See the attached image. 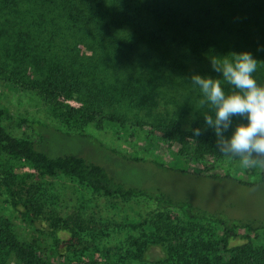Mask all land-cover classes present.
Returning a JSON list of instances; mask_svg holds the SVG:
<instances>
[{"label": "trees", "instance_id": "trees-1", "mask_svg": "<svg viewBox=\"0 0 264 264\" xmlns=\"http://www.w3.org/2000/svg\"><path fill=\"white\" fill-rule=\"evenodd\" d=\"M240 52L264 63V0H0V76L38 91L64 127L100 129L101 118L125 135L130 122L148 128L145 139L175 149L193 169L177 166L181 175L264 188V169H244L252 178L246 182L208 173L227 157L215 150L211 130L203 131L207 108L190 82L194 74L219 79L212 62ZM253 77L264 86V65ZM12 119L0 107V198L33 239L18 241L0 217V264H264V218L229 214L195 192L128 183L81 154L51 155L29 137L10 135L4 122ZM190 127L203 134L191 138ZM56 131L99 143L90 134ZM61 177L89 193L143 199L151 212L115 224L79 210L47 211L38 184ZM122 229L130 232L124 243L104 249L110 233Z\"/></svg>", "mask_w": 264, "mask_h": 264}, {"label": "rangeland", "instance_id": "rangeland-1", "mask_svg": "<svg viewBox=\"0 0 264 264\" xmlns=\"http://www.w3.org/2000/svg\"><path fill=\"white\" fill-rule=\"evenodd\" d=\"M69 104L74 107L79 106L74 101H69ZM0 107H6L13 117L11 121L4 122V127L10 135L17 138L29 137L36 142L39 149L51 155L81 154L102 162L112 172L110 174L113 177L128 183L145 186L159 184L166 190L195 192L200 202L213 203L217 205L216 208L223 209L229 214H237L243 218H264V188H244L231 183L211 182L208 179L202 180L186 174L181 175L180 173L186 172L178 171L176 167L181 165L186 169L188 165L174 153V148L151 141L149 138L145 139L144 132L148 128L140 130L129 122V132L124 135L116 132L117 127L108 125L101 118L96 119L100 129L94 125L77 129L66 128L60 120L55 118L53 106L42 100L38 91L27 85L8 82L1 76ZM21 119L26 120L27 123L19 127L17 123ZM139 119L149 122L152 117H140ZM56 128H60L63 132L93 135L99 143L92 145L77 136H64L58 133ZM108 149L119 150L125 155L136 153L142 159H156L164 165L160 169L150 163L135 164L112 154ZM211 165L213 167L207 170L208 173L219 175L230 173L245 182L252 179L243 174V170L248 168L241 167L236 160L227 158ZM187 171L192 173L193 169L188 166ZM38 185L47 211L65 213L79 210L102 221L120 224L126 220L143 219L149 216L152 209L151 204L143 199L122 200L89 193L63 177L45 179ZM0 217L11 222V229L18 241L27 243L33 239L28 230L17 224L3 198H0ZM129 235L130 232L124 229L110 233L109 238L103 244L106 247L104 249L122 245ZM134 235L137 234L134 233ZM41 241L44 243V239ZM41 248L50 258L49 251L44 246ZM68 262L63 261L62 264H70ZM9 264L18 263L11 258Z\"/></svg>", "mask_w": 264, "mask_h": 264}, {"label": "clouds", "instance_id": "clouds-1", "mask_svg": "<svg viewBox=\"0 0 264 264\" xmlns=\"http://www.w3.org/2000/svg\"><path fill=\"white\" fill-rule=\"evenodd\" d=\"M258 65H264L249 52L231 53L212 62L219 79L194 74L190 82L200 90L205 128L211 130L215 150L238 161L243 168L264 169V86L253 77ZM222 82L230 85L226 92ZM191 138L203 134L190 127Z\"/></svg>", "mask_w": 264, "mask_h": 264}]
</instances>
